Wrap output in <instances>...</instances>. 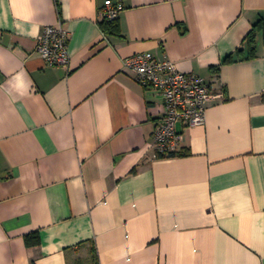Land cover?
<instances>
[{
	"label": "crops",
	"instance_id": "obj_1",
	"mask_svg": "<svg viewBox=\"0 0 264 264\" xmlns=\"http://www.w3.org/2000/svg\"><path fill=\"white\" fill-rule=\"evenodd\" d=\"M106 1L0 0V264H264V0H110L119 34ZM59 22L68 69L35 51ZM144 51L222 94L181 155L156 157L163 100L123 68Z\"/></svg>",
	"mask_w": 264,
	"mask_h": 264
},
{
	"label": "built area",
	"instance_id": "obj_2",
	"mask_svg": "<svg viewBox=\"0 0 264 264\" xmlns=\"http://www.w3.org/2000/svg\"><path fill=\"white\" fill-rule=\"evenodd\" d=\"M121 8L119 1L107 0L100 11V21L115 20ZM69 35L61 22L43 27L35 51L45 65L69 68ZM123 68L131 71L139 84L154 89L163 100L164 111L153 131L156 157L164 158L178 152L182 135L177 124L183 127L203 125L209 100L222 98V94H213L196 74L183 72L171 59L159 60L148 51L124 59Z\"/></svg>",
	"mask_w": 264,
	"mask_h": 264
},
{
	"label": "trees",
	"instance_id": "obj_3",
	"mask_svg": "<svg viewBox=\"0 0 264 264\" xmlns=\"http://www.w3.org/2000/svg\"><path fill=\"white\" fill-rule=\"evenodd\" d=\"M100 27H101L103 33H105V34H107V33L119 34V28H118V25L116 23V20H112V21L102 20V21H100ZM263 27H264V17H260L252 25L251 30L245 36L244 41L246 43V48L248 50V56L245 58L255 57V55H256V53H255V51H256V33L258 30L262 29ZM241 51L242 50L240 48H237V50L235 52V56H233V54H230L229 56L225 57V59L223 60V63L231 62L235 59L241 58V57H239V53H241ZM212 69H217V68L213 67ZM181 154H182V152H181V150H179L178 152L171 154L168 157H174V156H178ZM24 240H25L27 245L37 244L39 242V238H38V235L36 232L25 235Z\"/></svg>",
	"mask_w": 264,
	"mask_h": 264
}]
</instances>
